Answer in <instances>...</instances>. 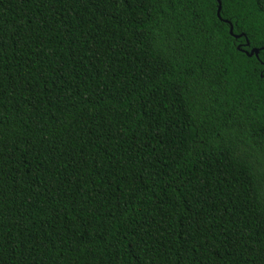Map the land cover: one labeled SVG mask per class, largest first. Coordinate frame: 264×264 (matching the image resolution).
<instances>
[{
    "label": "trees",
    "instance_id": "trees-1",
    "mask_svg": "<svg viewBox=\"0 0 264 264\" xmlns=\"http://www.w3.org/2000/svg\"><path fill=\"white\" fill-rule=\"evenodd\" d=\"M219 3L0 0V264H264V0Z\"/></svg>",
    "mask_w": 264,
    "mask_h": 264
},
{
    "label": "water",
    "instance_id": "water-1",
    "mask_svg": "<svg viewBox=\"0 0 264 264\" xmlns=\"http://www.w3.org/2000/svg\"><path fill=\"white\" fill-rule=\"evenodd\" d=\"M216 1V10H215V15H216V17L219 19V9H220V3H219V0H215ZM223 22H226V21H223ZM227 23V22H226ZM228 24V34L230 35V36H232L233 38H238L239 36H242V34H240V35H232V33H231V26H230V24L229 23H227ZM245 46H247V43L245 42ZM256 53H257V50L256 49H250L249 50V52L247 53V52H244V54L246 55V56H251V55H254L255 57H256Z\"/></svg>",
    "mask_w": 264,
    "mask_h": 264
},
{
    "label": "snow or ice",
    "instance_id": "snow-or-ice-1",
    "mask_svg": "<svg viewBox=\"0 0 264 264\" xmlns=\"http://www.w3.org/2000/svg\"><path fill=\"white\" fill-rule=\"evenodd\" d=\"M262 63H264V61H261Z\"/></svg>",
    "mask_w": 264,
    "mask_h": 264
}]
</instances>
